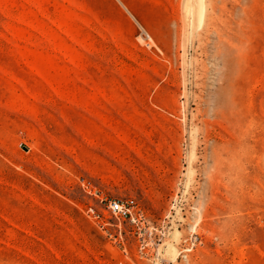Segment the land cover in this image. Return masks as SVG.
I'll use <instances>...</instances> for the list:
<instances>
[{
    "label": "rangeland",
    "instance_id": "374dc122",
    "mask_svg": "<svg viewBox=\"0 0 264 264\" xmlns=\"http://www.w3.org/2000/svg\"><path fill=\"white\" fill-rule=\"evenodd\" d=\"M0 264H264V0H0Z\"/></svg>",
    "mask_w": 264,
    "mask_h": 264
},
{
    "label": "built area",
    "instance_id": "2783aa9c",
    "mask_svg": "<svg viewBox=\"0 0 264 264\" xmlns=\"http://www.w3.org/2000/svg\"><path fill=\"white\" fill-rule=\"evenodd\" d=\"M89 212H91L93 222L102 236L108 240H120L125 254H127L128 237L133 236L137 240L140 251L153 248L156 261L160 262L159 247L165 239L166 233H154L149 217L134 198H111L105 200L104 206L100 210L90 208ZM201 241L202 239L198 235L192 237L188 245L180 250L179 255L188 257L192 247L200 244Z\"/></svg>",
    "mask_w": 264,
    "mask_h": 264
}]
</instances>
